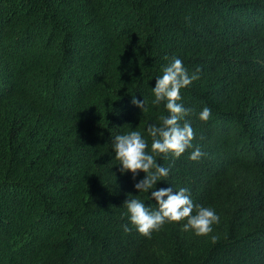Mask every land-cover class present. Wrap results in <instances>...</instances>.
Returning a JSON list of instances; mask_svg holds the SVG:
<instances>
[{
    "label": "trees",
    "instance_id": "16d2710c",
    "mask_svg": "<svg viewBox=\"0 0 264 264\" xmlns=\"http://www.w3.org/2000/svg\"><path fill=\"white\" fill-rule=\"evenodd\" d=\"M172 57L199 69L179 102L204 155L159 154L156 187L188 188L219 222L145 236L123 202L154 198L111 140L136 128L150 151ZM0 264H264V0H0Z\"/></svg>",
    "mask_w": 264,
    "mask_h": 264
},
{
    "label": "clouds",
    "instance_id": "9594fccd",
    "mask_svg": "<svg viewBox=\"0 0 264 264\" xmlns=\"http://www.w3.org/2000/svg\"><path fill=\"white\" fill-rule=\"evenodd\" d=\"M198 72L199 69L190 74L179 57H172L161 66L160 74L154 76L151 103L157 106L162 104L167 114L161 113L157 117L159 123L146 125L145 131L151 139L150 151H146L149 148L148 141L136 128L112 136L111 149L113 159L118 161L119 171L122 174L130 172L137 193H150L155 201L156 206L153 208L129 193L123 202L129 222L145 236L158 230L165 222L184 220L182 229H191L196 235L211 232L212 225L219 222V216L213 208L193 202L188 188L174 189L172 185L156 187L157 182L165 180L169 174V169L160 164L156 156L170 153L176 158L187 148H192L189 153L191 160H198L204 155L199 147L192 146L194 133L191 123L186 119L191 109L179 102L180 90L197 79ZM132 103L142 112L147 111L144 98L137 99L134 96ZM210 114L211 109L204 106L197 117L207 120ZM138 171L144 175L136 180ZM122 227L125 232L129 231L127 225Z\"/></svg>",
    "mask_w": 264,
    "mask_h": 264
}]
</instances>
